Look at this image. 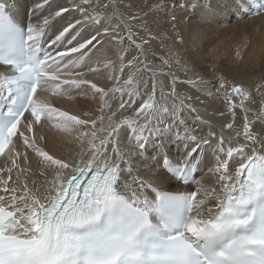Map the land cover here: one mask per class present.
<instances>
[{
    "label": "snow or ice",
    "instance_id": "6c2138e0",
    "mask_svg": "<svg viewBox=\"0 0 264 264\" xmlns=\"http://www.w3.org/2000/svg\"><path fill=\"white\" fill-rule=\"evenodd\" d=\"M235 3L241 20L264 13V0ZM131 7L109 15L108 3L82 0L25 25L0 0V264H264V127L254 128L264 105L253 119L243 84L181 79L170 49L150 51L147 17L162 5ZM70 11L80 18L46 40ZM101 49L115 59L93 63ZM183 85L220 101L219 131L197 114L207 129L193 134ZM79 98L95 109L58 103ZM145 154L157 159L150 179L133 175Z\"/></svg>",
    "mask_w": 264,
    "mask_h": 264
},
{
    "label": "bare ground",
    "instance_id": "6f19581e",
    "mask_svg": "<svg viewBox=\"0 0 264 264\" xmlns=\"http://www.w3.org/2000/svg\"><path fill=\"white\" fill-rule=\"evenodd\" d=\"M121 1V0H120ZM128 1V0H127ZM126 1V2H127ZM141 8V15L148 11L153 4H161L160 8H153L147 17L148 26L151 33L157 38L152 42L150 51L155 50L159 54L161 51L167 54L170 49L174 54L172 60H179V64L173 65L175 71L181 79L195 78L202 76L206 80H214L216 76L223 75L229 81L243 84L255 96L256 106L250 112V118H255L261 105H264V91H257V87L264 88V18L244 17L240 19L237 10L230 12L227 16L222 10L229 9L232 0H178L185 7H173L174 0H130ZM23 24L36 23L37 16L41 18L50 12L59 10L60 6H71L75 3H82V0H49L51 8L46 4L43 9H36L37 3L43 0H4ZM125 2V1H124ZM130 2V3H131ZM108 3L110 8L107 10L111 15L112 9L117 13L122 12L116 0H93V4ZM195 4V7H193ZM87 7V5H85ZM138 12V11H137ZM126 15V13H125ZM176 19L173 20L172 17ZM80 18V13L70 11L62 17H57L50 26L47 33L48 38H54L59 29L67 26ZM119 17L113 18L112 23H119ZM87 33H85V36ZM239 51L240 56L236 55ZM105 56L115 59L114 52L101 49L93 57V63L103 60ZM87 71V69H84ZM97 80L103 82V76L97 75ZM181 92L185 96H190L188 101L197 112L190 113L186 110L185 116L190 128H195L194 135L200 136L206 133L201 132L199 122L193 123L194 117L199 114L203 119L208 120L217 131L224 118L218 114L221 107L219 100L206 94L198 92L196 89L183 85ZM58 103L74 112H80L84 108L95 109V103L79 98L78 100L58 99ZM240 112L237 116V126L243 118ZM264 127L259 121L254 128L259 131ZM174 134H169L163 138H154V143L149 145V152L163 142L173 138ZM122 149L127 147V140L121 144ZM53 151L60 152L63 145L59 141L49 144ZM173 146V151H175ZM134 162L133 175H143L145 179H150L153 174H159L153 166L157 164L155 155L147 154L137 157L133 155ZM131 180V177H129ZM205 182L212 183L207 176ZM159 183V181H157ZM173 186L175 182H170ZM165 187L168 185L165 184ZM173 190L175 188L173 187ZM191 190V189H187ZM209 205L213 203L208 202Z\"/></svg>",
    "mask_w": 264,
    "mask_h": 264
},
{
    "label": "rangeland",
    "instance_id": "374dc122",
    "mask_svg": "<svg viewBox=\"0 0 264 264\" xmlns=\"http://www.w3.org/2000/svg\"><path fill=\"white\" fill-rule=\"evenodd\" d=\"M116 1L119 3L118 5H119V7H120V9H121L122 12H125L124 5H131L132 6L131 9H130L131 11H136V12L138 11L139 13H141L140 6H137L135 3L131 2L130 0H128V1L127 0H121V1L120 0H116Z\"/></svg>",
    "mask_w": 264,
    "mask_h": 264
}]
</instances>
